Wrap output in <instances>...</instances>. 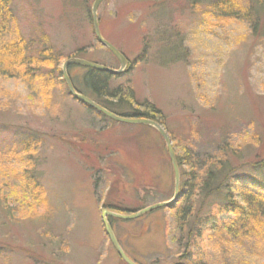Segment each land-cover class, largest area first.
<instances>
[{"label": "rangeland", "instance_id": "rangeland-1", "mask_svg": "<svg viewBox=\"0 0 264 264\" xmlns=\"http://www.w3.org/2000/svg\"><path fill=\"white\" fill-rule=\"evenodd\" d=\"M95 1L14 0L17 32L8 38H46L62 56V71L73 58L119 70L97 40ZM212 2L104 0L97 11L101 35L129 61L123 75L110 74V86L132 91L120 112L146 113L151 105L160 112L177 158L195 130L203 151L226 129L233 149L264 154V13L254 30L218 17ZM72 66L68 74L82 78L86 70ZM34 81L0 75V264H127L102 212L129 215L173 199L175 172L164 139L153 128L101 117L59 80L45 91ZM27 136L36 142L23 145ZM222 202L213 196L204 212ZM175 212L116 219L112 228L129 259L187 264L172 239ZM210 227H199L192 261ZM229 259L264 264V245Z\"/></svg>", "mask_w": 264, "mask_h": 264}, {"label": "trees", "instance_id": "trees-1", "mask_svg": "<svg viewBox=\"0 0 264 264\" xmlns=\"http://www.w3.org/2000/svg\"><path fill=\"white\" fill-rule=\"evenodd\" d=\"M248 1L250 4L245 5L243 0H214L212 8L218 17L246 21L255 30L261 24L264 0H260L259 4L255 0ZM13 4L14 0H0V75L30 77L35 80L34 87H41L44 91L54 85L55 79L66 85L60 67L62 56L45 42L46 38L26 39L15 33H12L16 35L15 38H8L12 30L17 32L14 29L17 16ZM73 68L70 67L68 72ZM82 69L86 70L82 78L69 73L79 94L93 96L99 106L115 115L150 119L164 125L160 112L152 105L146 113L120 112L122 107L130 105L132 91L121 87L111 88L112 75L109 73ZM195 134L199 135L196 130L189 135L190 144L184 148L183 156L176 157L180 170V199L174 208H166L176 211L172 239L183 251L182 258L187 264H230L233 260L229 257L233 258L239 251L256 250L264 245V154H252L251 147L233 149L234 145L228 142L226 129L221 133L224 137L214 147L203 151L193 140H197V137H193ZM31 142H36L32 136L21 139L26 146H30ZM215 195H222L223 202L215 212L205 213L204 209L209 207L208 203ZM112 209L118 210L117 207ZM115 221V218H111V225ZM207 224L211 226L210 235L195 255L198 257L196 262L192 261L194 255L190 251L196 233H199L200 226ZM245 263L251 264L247 261L232 264Z\"/></svg>", "mask_w": 264, "mask_h": 264}, {"label": "water", "instance_id": "water-1", "mask_svg": "<svg viewBox=\"0 0 264 264\" xmlns=\"http://www.w3.org/2000/svg\"><path fill=\"white\" fill-rule=\"evenodd\" d=\"M103 1L104 0H96L93 7H92V16H93V24H94L95 34H96L97 40L103 46H105L107 49H109L110 52H112V54L118 59V61L120 63V69L119 70H113V69H110L108 67L101 66V65H98L96 63H93V62H90L87 60H82L79 58L70 59L64 64V67H63V75H64V79L66 81L69 93L75 99H77L78 101H80L81 103L86 105L87 107L96 110L97 112L105 115L106 117H108L109 119H111L113 121L129 124V125H143V126H147V127L155 129L157 132H159V134L162 136V138L164 139V141L166 143L167 150H168V153H169L172 165H173V169L175 172V194H174V197L172 200L167 201V202H163V203L155 204V205L147 207V208H145L139 212L132 213L129 215L121 214V213H117V212H113V211H109V210H103V212H102L101 217H102V221H103V224L105 227V231H106L109 239L111 240L113 246L115 247L118 255L127 264H136L131 259H129V257L126 255V253L122 249L121 245L119 244V242L115 236V233L113 231L110 219L115 218V219H119V220L130 221V220L140 218V217H142L148 213H151V212L158 210V209H161V208H173L178 203V201L180 199V170H179V165L177 162L175 152H174L172 144H171V140L169 139V137H168L165 129L162 127V125H160L158 122H156L154 120H150V119L129 118V117H122V116L115 115V114L109 112L108 110H106L105 108L99 106L94 100L90 99L89 97L84 96L82 94H79L75 90V88L72 84V81H71L69 74L67 72V68L69 66H72V65L80 66L82 68L94 69L97 71L106 72L109 74H113L115 76L123 75L128 70V67H129L128 59L122 53H120L114 46H112L109 42H107L101 35L100 29H99L97 11H98V8L102 4Z\"/></svg>", "mask_w": 264, "mask_h": 264}]
</instances>
